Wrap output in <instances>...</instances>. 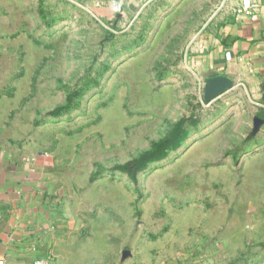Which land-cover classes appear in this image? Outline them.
<instances>
[{
  "label": "rangeland",
  "instance_id": "obj_1",
  "mask_svg": "<svg viewBox=\"0 0 264 264\" xmlns=\"http://www.w3.org/2000/svg\"><path fill=\"white\" fill-rule=\"evenodd\" d=\"M219 4L0 0V157H45L85 264L264 247V113L244 88L209 99L189 60ZM163 145L136 181L121 169Z\"/></svg>",
  "mask_w": 264,
  "mask_h": 264
},
{
  "label": "crops",
  "instance_id": "obj_2",
  "mask_svg": "<svg viewBox=\"0 0 264 264\" xmlns=\"http://www.w3.org/2000/svg\"><path fill=\"white\" fill-rule=\"evenodd\" d=\"M152 1L83 0L99 16L110 17L138 16ZM218 1L191 40V67L206 84L210 77L226 76L232 81L226 91L244 88L264 113V0ZM46 164L41 156L0 157V264H33L38 258L51 264L86 263L85 254L81 258L78 252L77 259L75 252L85 241L77 223L60 209L61 194L49 183ZM234 242L198 256L176 254L172 264H264V247Z\"/></svg>",
  "mask_w": 264,
  "mask_h": 264
},
{
  "label": "trees",
  "instance_id": "obj_3",
  "mask_svg": "<svg viewBox=\"0 0 264 264\" xmlns=\"http://www.w3.org/2000/svg\"><path fill=\"white\" fill-rule=\"evenodd\" d=\"M69 105L58 107L54 114L58 115L62 113L64 110L68 109ZM165 149V146L163 145L160 150L156 154H147L143 161H132L127 163L126 165L122 166L121 169L128 172L131 178L136 181L137 179V173L139 170H141L143 167H145L153 158L158 156L163 150Z\"/></svg>",
  "mask_w": 264,
  "mask_h": 264
},
{
  "label": "water",
  "instance_id": "obj_4",
  "mask_svg": "<svg viewBox=\"0 0 264 264\" xmlns=\"http://www.w3.org/2000/svg\"><path fill=\"white\" fill-rule=\"evenodd\" d=\"M232 86V81L226 76H213L207 79V84L205 87L206 95L209 99H213L218 95L225 92L228 88Z\"/></svg>",
  "mask_w": 264,
  "mask_h": 264
},
{
  "label": "built area",
  "instance_id": "obj_5",
  "mask_svg": "<svg viewBox=\"0 0 264 264\" xmlns=\"http://www.w3.org/2000/svg\"><path fill=\"white\" fill-rule=\"evenodd\" d=\"M33 264H51L49 259L46 258H38L34 261ZM209 264V263H206Z\"/></svg>",
  "mask_w": 264,
  "mask_h": 264
}]
</instances>
